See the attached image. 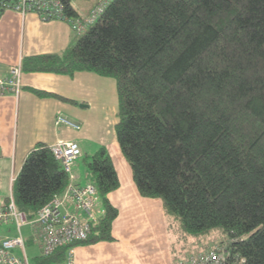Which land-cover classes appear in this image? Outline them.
<instances>
[{"label": "trees", "instance_id": "trees-1", "mask_svg": "<svg viewBox=\"0 0 264 264\" xmlns=\"http://www.w3.org/2000/svg\"><path fill=\"white\" fill-rule=\"evenodd\" d=\"M21 68L113 77L118 146L139 194L162 200L176 242L216 230L221 238L198 251L264 264V0H110L69 50L25 56ZM85 164L105 213L76 245L114 239L118 214L110 154L102 146ZM67 182L36 143L13 181L16 208L34 217ZM66 248L38 262L62 261Z\"/></svg>", "mask_w": 264, "mask_h": 264}, {"label": "crops", "instance_id": "crops-1", "mask_svg": "<svg viewBox=\"0 0 264 264\" xmlns=\"http://www.w3.org/2000/svg\"><path fill=\"white\" fill-rule=\"evenodd\" d=\"M96 3L87 7L77 4L74 9L77 15H84ZM78 38L64 20L43 21L32 11L21 14L5 9L0 15V74L25 56L64 53ZM104 78L108 76L90 71L72 75L22 72L19 91L0 95V186L8 176L10 191L11 178H15L25 156L38 142L50 146L72 140L80 147L78 141L93 135L96 129L98 141L94 147L107 150L106 141L110 139L115 152L120 150L116 136L103 133L116 123L118 107L117 92H107ZM34 89L49 94L40 95ZM56 115L73 117L79 128L56 125ZM98 131H102L100 136ZM85 149L82 146L80 152ZM107 152L119 180L118 187L107 194L118 210L111 225L114 239L77 244L75 264H175L178 242L162 200L140 195L125 158L118 153L117 163L110 150ZM6 201L7 196L0 204Z\"/></svg>", "mask_w": 264, "mask_h": 264}, {"label": "built area", "instance_id": "built-area-1", "mask_svg": "<svg viewBox=\"0 0 264 264\" xmlns=\"http://www.w3.org/2000/svg\"><path fill=\"white\" fill-rule=\"evenodd\" d=\"M110 0H100L87 14L68 15L61 0H4L3 8L24 14L32 11L43 21L64 20L71 29L82 34L94 24ZM21 62L11 65L5 74H0V95L8 92L17 93L22 85ZM56 125H65L74 129L79 124L62 115L54 118ZM54 157L61 163L68 174V182L61 193L53 195L46 203L39 207L32 218L18 210L13 198V181L11 178L10 192L7 201L0 204V226L5 231L0 236V264H75V243L88 238L92 227L103 217L105 208L100 201L95 186L88 183L76 182L70 172L71 164L80 154V147L76 141L62 140L49 146ZM72 205L73 209L69 210ZM16 233L11 234L10 227ZM27 226L29 232L23 235L21 227ZM33 242L39 249L30 258L26 242ZM67 247L62 261L55 263L38 262V257L49 256L60 247ZM15 250L19 253H16ZM222 249L187 252L178 256L175 264H226L227 256ZM228 264H237L230 262Z\"/></svg>", "mask_w": 264, "mask_h": 264}, {"label": "rangeland", "instance_id": "rangeland-1", "mask_svg": "<svg viewBox=\"0 0 264 264\" xmlns=\"http://www.w3.org/2000/svg\"><path fill=\"white\" fill-rule=\"evenodd\" d=\"M96 1L98 3L100 0H71V4L73 7L77 4H79V5L83 4V7H87V6L95 3ZM104 79H106V80H104L105 81L104 88L107 89V92H109V93L112 92L114 95L116 93V88L114 87V84H115L114 78L108 76V78H104ZM113 82H114V84H113ZM115 117H116V115L113 116V118H115ZM66 118H68V117H66ZM68 119L73 121V122H76L73 117H69ZM95 130H93L94 131L93 135H92V133H90L85 138H83L82 141H78L80 144V148H81L80 150H82V146H83L84 149L87 148V149H85L87 152L86 151L80 152V154L77 156L76 159L73 160V162L71 164V171L70 172L75 176L74 180L76 182H81L84 184L90 182L85 161L88 159V157L92 153H94L96 150L99 149L98 148L99 145H97V147H94L97 144L96 142L98 141V139L96 138V135H95V132H96ZM98 132H99V136H100L102 131L101 132L98 131ZM111 132L113 133V135L115 137V130H114V126H112V125H111L109 130L104 129L103 133L106 134V136L108 137ZM106 144H107V148H108L107 150H110V152L113 155V158H115V161L118 163L119 162V154L122 155L120 150H118V152H115L114 147L111 145L110 139L108 141H106ZM122 157H124V156L122 155ZM8 178L9 177L7 176L3 180V182L0 186V201L2 200V198L9 196L10 191H9ZM72 209H73V207L71 205L69 207V210H72ZM10 228H11V230H10L11 234H15L16 233L15 228L13 226ZM7 230H8L7 228L5 229L3 226H0V236H2V234ZM21 232L23 235H27L29 232V228L27 226L21 227ZM219 238H221V237L218 234V231L213 230L210 232V234H208L202 238H188L187 241H183L181 239L179 241L180 243H177V247H178L177 252L178 253H177V255H174V256L178 258V256L183 255L189 251L193 252V251L203 250L205 245L210 244L211 242H213ZM26 247H27V252L29 253L30 258L33 256L34 253L39 251L38 247L31 241L26 242ZM15 252L19 253L18 250L17 251L15 250ZM31 263L34 264L32 258H31Z\"/></svg>", "mask_w": 264, "mask_h": 264}, {"label": "bare ground", "instance_id": "bare-ground-1", "mask_svg": "<svg viewBox=\"0 0 264 264\" xmlns=\"http://www.w3.org/2000/svg\"><path fill=\"white\" fill-rule=\"evenodd\" d=\"M97 4V3H96ZM83 34V33H82ZM78 35H81V34H78Z\"/></svg>", "mask_w": 264, "mask_h": 264}]
</instances>
